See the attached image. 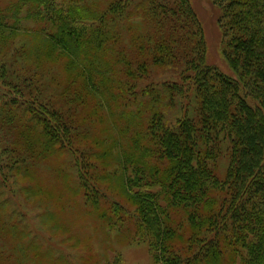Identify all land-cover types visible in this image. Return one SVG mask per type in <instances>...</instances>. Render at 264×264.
<instances>
[{"label":"trees","instance_id":"obj_1","mask_svg":"<svg viewBox=\"0 0 264 264\" xmlns=\"http://www.w3.org/2000/svg\"><path fill=\"white\" fill-rule=\"evenodd\" d=\"M215 2L237 78L207 62L190 0H0V203L58 148L76 198L157 264H264V0ZM32 43L71 73L48 91ZM118 178L126 195L102 184ZM19 216L0 232L27 238L20 264L29 248L69 263Z\"/></svg>","mask_w":264,"mask_h":264},{"label":"rangeland","instance_id":"obj_2","mask_svg":"<svg viewBox=\"0 0 264 264\" xmlns=\"http://www.w3.org/2000/svg\"><path fill=\"white\" fill-rule=\"evenodd\" d=\"M215 1L190 0V3L201 24L206 44L207 62L237 78L238 73L230 67L224 55L226 37L218 22L221 8ZM40 47L32 43L29 61L32 64L43 65L45 74L53 76V78H44L48 91L53 88V85L61 84L58 77L65 80L71 73L63 65L55 62L49 52L43 51ZM173 75L172 72H165L161 77H155L153 80L163 77L172 78ZM102 126L98 123L96 134L102 131ZM109 157L110 154L107 153L105 158ZM65 158H67L65 153L57 148L55 153L43 162L44 164L41 162L42 165L39 167H42V170L36 177L33 176L30 181L26 182L32 188V194L27 198L23 195H15V193H7V196L12 195L9 202L10 207L20 213L17 217L20 226L26 225L37 238L43 241V244L51 245L57 251L72 253V257L68 259L69 263H66V260H58L55 253L42 255L39 250L29 248L25 255L26 261L30 264H105L106 260L113 259L118 254L124 264H157L145 243L134 242L132 235L120 228L118 231L107 230L105 225H102L103 220L100 218V213L97 210L86 208L76 198L74 183L77 184V180L74 179L73 171H63L62 165ZM220 164L224 168L227 159H222ZM1 179L0 173V183L7 185L12 181L9 177L3 181ZM102 184L124 195L127 193L119 178L113 182L105 179ZM10 207L0 203V214H6ZM87 223L90 226L88 229L85 226ZM68 237L71 239L64 241ZM21 239L27 240L18 229L0 232V246L9 250L13 249L14 253V256L6 262L7 264L21 263L19 257L22 258L24 254L19 245Z\"/></svg>","mask_w":264,"mask_h":264}]
</instances>
